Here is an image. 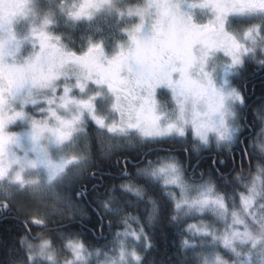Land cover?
Returning a JSON list of instances; mask_svg holds the SVG:
<instances>
[{
	"label": "snow or ice",
	"instance_id": "snow-or-ice-1",
	"mask_svg": "<svg viewBox=\"0 0 264 264\" xmlns=\"http://www.w3.org/2000/svg\"><path fill=\"white\" fill-rule=\"evenodd\" d=\"M250 69L264 0H0V218L17 224L0 264H264ZM237 155L256 160L248 181ZM20 195L46 211L29 219Z\"/></svg>",
	"mask_w": 264,
	"mask_h": 264
},
{
	"label": "trees",
	"instance_id": "trees-1",
	"mask_svg": "<svg viewBox=\"0 0 264 264\" xmlns=\"http://www.w3.org/2000/svg\"><path fill=\"white\" fill-rule=\"evenodd\" d=\"M255 72V74H253ZM247 83V89H246V96L248 97L249 101V111H248V121L249 123L253 120V113L252 109L257 106L260 99L264 97V73H260L258 71H255L254 69H250L247 73H245V76L241 79L239 82L240 84ZM259 129L257 128V131ZM113 161L115 160V157L112 158ZM106 163V161L104 162ZM211 161H207L205 164V167H207L208 164H210ZM121 167H123V161H121ZM256 168V160L253 159L252 161V170L249 171V161L248 158L245 157L243 160V166H241V159L239 155H237L235 160V171L232 172L231 178H236L238 176L244 177L245 181L249 180L251 176L255 173ZM94 171V169H89L88 175H91V173ZM110 169L105 167L103 169V172L105 173L104 179L102 183H109V178L106 175ZM101 183L100 175L98 174L95 180H90L87 182V188L89 191H91L93 184ZM99 192H103L104 188L101 187ZM92 197L86 198L85 203L87 204L89 200H91ZM93 207H95V204H93ZM24 212L29 214V219H32V213L30 212V208L24 209ZM15 214V212L13 213ZM24 216L21 215V219H23ZM95 214H93V220H95ZM190 221V220H189ZM188 221V223H189ZM105 224H107V218L105 219ZM17 228V224L14 219L9 217L8 219L0 218V241H4L6 239H10L11 236L15 233ZM105 231H107L105 229ZM97 232H99V228L97 226ZM32 235L38 237V239L35 241V243H39L41 239L45 238L44 233L40 229H34ZM154 242L157 245V252L155 253L157 255V258H162V255L165 253L166 249H169L170 245L173 243L172 237L170 234L169 229L164 225L160 224L157 226L155 232H154ZM3 249H0V255H2ZM62 264L63 257H58Z\"/></svg>",
	"mask_w": 264,
	"mask_h": 264
},
{
	"label": "rangeland",
	"instance_id": "rangeland-1",
	"mask_svg": "<svg viewBox=\"0 0 264 264\" xmlns=\"http://www.w3.org/2000/svg\"><path fill=\"white\" fill-rule=\"evenodd\" d=\"M141 2H142V0H141ZM190 2H191V0H190ZM157 99L161 103H164L165 101L170 102L171 96H170V94L168 96H158ZM253 175H255V173ZM16 203H17L18 207H22L23 209L30 208V212L33 214L32 217L42 215L46 211V209L43 207L42 201H40L39 199H37L36 201H33L27 195L18 196ZM210 217H211V213H209L208 217H206L205 219H209ZM196 222L197 221H195V220L189 221V223H196ZM214 227H218L221 232H223V230H224V224L223 223L214 225Z\"/></svg>",
	"mask_w": 264,
	"mask_h": 264
}]
</instances>
